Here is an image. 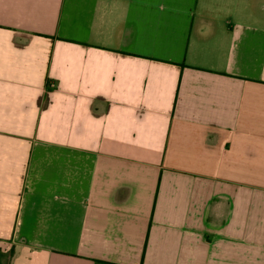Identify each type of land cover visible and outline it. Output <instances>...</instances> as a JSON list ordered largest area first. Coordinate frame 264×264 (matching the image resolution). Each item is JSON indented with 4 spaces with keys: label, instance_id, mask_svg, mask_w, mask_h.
<instances>
[{
    "label": "crops",
    "instance_id": "obj_1",
    "mask_svg": "<svg viewBox=\"0 0 264 264\" xmlns=\"http://www.w3.org/2000/svg\"><path fill=\"white\" fill-rule=\"evenodd\" d=\"M2 264H264V0H0Z\"/></svg>",
    "mask_w": 264,
    "mask_h": 264
},
{
    "label": "trees",
    "instance_id": "obj_2",
    "mask_svg": "<svg viewBox=\"0 0 264 264\" xmlns=\"http://www.w3.org/2000/svg\"><path fill=\"white\" fill-rule=\"evenodd\" d=\"M14 256V249H11L8 253L0 252V264H2V261L7 259L10 261Z\"/></svg>",
    "mask_w": 264,
    "mask_h": 264
},
{
    "label": "rangeland",
    "instance_id": "obj_3",
    "mask_svg": "<svg viewBox=\"0 0 264 264\" xmlns=\"http://www.w3.org/2000/svg\"><path fill=\"white\" fill-rule=\"evenodd\" d=\"M4 262H6V259L4 260ZM6 264V263H5Z\"/></svg>",
    "mask_w": 264,
    "mask_h": 264
}]
</instances>
